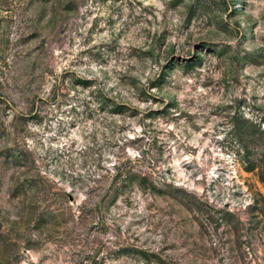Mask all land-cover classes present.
<instances>
[{
  "label": "rangeland",
  "instance_id": "1",
  "mask_svg": "<svg viewBox=\"0 0 264 264\" xmlns=\"http://www.w3.org/2000/svg\"><path fill=\"white\" fill-rule=\"evenodd\" d=\"M155 257L264 264V0H0V264Z\"/></svg>",
  "mask_w": 264,
  "mask_h": 264
},
{
  "label": "trees",
  "instance_id": "2",
  "mask_svg": "<svg viewBox=\"0 0 264 264\" xmlns=\"http://www.w3.org/2000/svg\"><path fill=\"white\" fill-rule=\"evenodd\" d=\"M84 82H85V81H84ZM121 108H122V105H116V106L114 107L113 111L121 112V110H122ZM141 179L144 180L143 177H142ZM155 259H156V263H158V264H165L164 261H163L162 259H160V258H158V257H155Z\"/></svg>",
  "mask_w": 264,
  "mask_h": 264
}]
</instances>
